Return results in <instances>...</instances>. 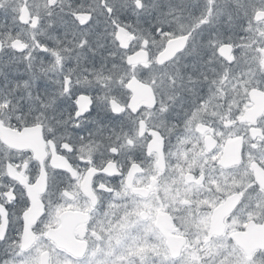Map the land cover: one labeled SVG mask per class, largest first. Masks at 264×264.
Wrapping results in <instances>:
<instances>
[{"label": "snow or ice", "instance_id": "snow-or-ice-1", "mask_svg": "<svg viewBox=\"0 0 264 264\" xmlns=\"http://www.w3.org/2000/svg\"><path fill=\"white\" fill-rule=\"evenodd\" d=\"M34 7L24 4L29 16ZM46 7L55 27V0ZM117 7L132 9L135 22L120 23ZM235 7L245 21L242 44L231 35L203 39L224 14L214 0H197L195 10L171 0L105 2L99 11L112 23L113 49L99 66L84 67L78 55L66 69L57 49L35 41L57 71L30 64L31 79L0 86V127L34 132L43 145L38 155L0 139V264H264V247L249 257L232 238L249 220L264 221V107L256 104L264 29L253 23L264 0ZM94 11L70 15L88 29ZM21 12L16 0H0L15 51L28 48L11 39L13 25L28 23ZM91 35L78 48L94 52ZM189 55L198 59L185 73ZM41 77L55 88L34 94ZM134 83L149 102L133 103ZM41 179L37 202L28 193Z\"/></svg>", "mask_w": 264, "mask_h": 264}, {"label": "flooded vegetation", "instance_id": "flooded-vegetation-1", "mask_svg": "<svg viewBox=\"0 0 264 264\" xmlns=\"http://www.w3.org/2000/svg\"><path fill=\"white\" fill-rule=\"evenodd\" d=\"M131 1V0H130ZM236 0H214L217 5H225L226 7L235 8ZM20 5L22 13L24 10L27 15H23V19L28 21L26 25L21 27V25H13V35L12 40H15L17 47L23 43L28 44V48H25L24 51H15L11 46L10 41L6 36L7 25L9 21L6 18L0 17V32L5 33V35H0V48L3 50L0 51V86L5 84L10 88L14 81H23L29 80L30 77V68L29 65H33V70L36 66L48 67L49 64H52L50 69L51 73L57 71L54 65V58L51 56V53H41L38 48L35 46V41L39 40L42 44H47L50 49H57L61 55L65 57L64 66L65 68L72 67L76 60L73 57L78 55L85 57L82 60L84 67H93L99 66L103 62V59L107 56V53L113 49V46L108 42L109 37L107 35L108 31L112 29V23L109 20V17L106 14L101 15L99 11V6L105 2L109 5H119L124 2V0H55L56 7L52 9L51 19L56 20L55 27H48V20L50 17L47 15L48 8L47 0H16ZM173 3L177 4H186L189 8L195 10L197 0H171ZM252 0H250V3ZM5 5L12 3V0H4ZM34 5L32 9V15L29 16L28 11L24 9V4ZM91 9H95L93 12V23L88 29L78 28L75 21L71 17L72 12H87ZM257 15L253 17V23L256 24L259 29H264V10L256 9ZM133 10L129 9L127 12H124L123 9L117 7L114 15L119 16V22L123 23L126 20H134L132 14ZM155 15V12L152 13V16ZM222 23H219L216 27L214 21L212 24H209L206 27L207 32H203V39L210 40L213 39V33L215 29L218 28L219 32L215 33L216 39L224 38L227 39L231 35L232 42L234 44H242L247 41H241L240 37L247 36V34L242 30V26L245 23L243 17L239 15L237 19L232 21L227 20L226 14L221 15ZM141 19L147 24L150 19L149 16L143 15ZM64 21L62 24L61 21ZM147 26V25H145ZM204 27V28H205ZM16 29H20V35H16ZM88 31L92 32V35L88 37L91 48L95 51L89 50L88 47L83 48L82 50L78 48V41L82 38L84 34ZM125 39H127L126 34L122 33ZM60 43L57 44L56 41ZM100 44H104L103 48L99 47ZM71 51H68V50ZM31 50V54L26 60L24 57L25 52ZM211 51V48L205 50V58L208 52ZM227 51V50H225ZM239 49L237 53L239 54ZM198 59L195 55H189L182 58V64L186 63L189 65V68L183 69L185 73L191 72V65L194 61ZM41 60L44 64L41 65ZM111 63V61H109ZM220 70L219 64L212 65ZM201 67L200 64H197V69ZM204 70L208 71V66H204ZM194 75L196 73H193ZM211 75V73H209ZM55 76H53V79ZM134 87V100L133 103H146L149 102L150 97L147 93V90L138 85H133ZM55 85L47 82L43 77L36 82V86L33 89L35 94L36 91L40 90H53ZM62 104L67 103L70 106V102L62 101ZM256 104L260 107H264V96H257ZM104 120H118V117H112L111 114L107 116L103 113L99 114ZM90 127V126H86ZM0 139L5 140L7 143L16 146H28L31 147L34 152L38 155L43 153V145L39 137L34 132H25L23 134H16L10 130L0 127ZM58 163H63L58 161ZM23 167V165H22ZM43 180L39 183L34 184L29 188V195L38 202L39 197L42 193ZM214 228L220 230L219 224H215ZM232 238L236 244L250 257L251 253L257 248L264 247V221L260 223L253 222L249 220L246 225L242 226L240 229L236 230L232 234Z\"/></svg>", "mask_w": 264, "mask_h": 264}, {"label": "rangeland", "instance_id": "rangeland-1", "mask_svg": "<svg viewBox=\"0 0 264 264\" xmlns=\"http://www.w3.org/2000/svg\"><path fill=\"white\" fill-rule=\"evenodd\" d=\"M184 1H185V0H183V2H184ZM127 2L130 3L131 1H130V0H127ZM160 2H161V3H164V2H166V0H160ZM244 2H245V0H236V1H235V4H236V3H244ZM247 2L250 3V0H247ZM219 6H220V5H219ZM222 6L224 7V14H226V16H227V20H228V14H229V12H231V14H232V16H233V20H234V19H237L238 15H239V10H238V9H237V11H236V10H234L233 8L226 7L225 5H222ZM234 7H235V6H234ZM235 8H236V7H235ZM224 14H223V15H224ZM213 21H214V25L217 27L219 23H222L221 15H219V19H218V20L214 18ZM203 32H207L206 27L203 29ZM217 32H219V29H218V28L215 29V32H214V33H217Z\"/></svg>", "mask_w": 264, "mask_h": 264}, {"label": "water", "instance_id": "water-1", "mask_svg": "<svg viewBox=\"0 0 264 264\" xmlns=\"http://www.w3.org/2000/svg\"><path fill=\"white\" fill-rule=\"evenodd\" d=\"M23 15H27L25 10H24V12L22 13V16H23ZM16 45H17V43H16Z\"/></svg>", "mask_w": 264, "mask_h": 264}]
</instances>
